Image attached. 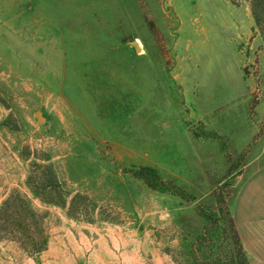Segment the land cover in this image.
I'll list each match as a JSON object with an SVG mask.
<instances>
[{
	"label": "rangeland",
	"instance_id": "obj_1",
	"mask_svg": "<svg viewBox=\"0 0 264 264\" xmlns=\"http://www.w3.org/2000/svg\"><path fill=\"white\" fill-rule=\"evenodd\" d=\"M248 154L264 157L249 0H0V207L19 192L48 237L39 255L0 239V264H232L222 217ZM35 165L65 207L32 194Z\"/></svg>",
	"mask_w": 264,
	"mask_h": 264
},
{
	"label": "trees",
	"instance_id": "obj_2",
	"mask_svg": "<svg viewBox=\"0 0 264 264\" xmlns=\"http://www.w3.org/2000/svg\"><path fill=\"white\" fill-rule=\"evenodd\" d=\"M250 11L256 28L264 41V0H249ZM134 178L142 181L152 191L170 194L172 196H182V189L162 181L156 170L149 167H141L132 170ZM27 186L32 194L45 204L56 207H65V197L63 195L62 184L59 183L52 169L46 165H35L32 175L27 178ZM81 198V197H76ZM204 213L202 216L208 220L216 222L214 217ZM222 217L224 222L230 225L232 231V244L237 248L232 264H248L243 247L238 238L235 227L226 212ZM44 216L36 213L31 206V202L19 192L14 191L0 207V239L10 236L18 241L20 246L32 254L39 255L45 250L48 237L44 235L42 221ZM214 247H209L212 251Z\"/></svg>",
	"mask_w": 264,
	"mask_h": 264
},
{
	"label": "crops",
	"instance_id": "obj_3",
	"mask_svg": "<svg viewBox=\"0 0 264 264\" xmlns=\"http://www.w3.org/2000/svg\"><path fill=\"white\" fill-rule=\"evenodd\" d=\"M246 158L231 179L227 205L248 264H264V157Z\"/></svg>",
	"mask_w": 264,
	"mask_h": 264
},
{
	"label": "water",
	"instance_id": "obj_4",
	"mask_svg": "<svg viewBox=\"0 0 264 264\" xmlns=\"http://www.w3.org/2000/svg\"><path fill=\"white\" fill-rule=\"evenodd\" d=\"M131 45L135 48L137 52H140L139 46L136 41L132 42ZM36 118L38 123L44 122V118L42 117V114L40 112L36 113Z\"/></svg>",
	"mask_w": 264,
	"mask_h": 264
}]
</instances>
